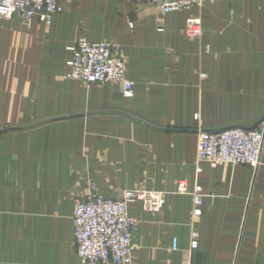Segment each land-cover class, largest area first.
<instances>
[{
    "label": "crops",
    "instance_id": "1",
    "mask_svg": "<svg viewBox=\"0 0 264 264\" xmlns=\"http://www.w3.org/2000/svg\"><path fill=\"white\" fill-rule=\"evenodd\" d=\"M61 4L49 22L0 19V264H80L72 213L92 183L111 199L164 193L156 213L128 204L135 264H264V150L255 170L196 159L199 126L264 115V0L206 1L162 30L146 1ZM188 16L200 37L184 34ZM78 38L122 46L131 96L64 77ZM180 179L201 186L198 218Z\"/></svg>",
    "mask_w": 264,
    "mask_h": 264
},
{
    "label": "built area",
    "instance_id": "2",
    "mask_svg": "<svg viewBox=\"0 0 264 264\" xmlns=\"http://www.w3.org/2000/svg\"><path fill=\"white\" fill-rule=\"evenodd\" d=\"M158 6L156 16L159 30L163 29L164 16L173 11L188 9L214 0H141ZM62 10L61 0H0V19L17 17L29 22L34 17L49 22L53 14ZM184 34L190 38L201 35L199 21L188 16ZM68 70L64 77L85 84H109L121 87L122 94L133 93V82L127 75V64L122 46L112 40L91 41L78 38L66 46ZM198 118L197 114L194 116ZM264 150V122L254 128L238 126L221 132H211L199 126L197 133V161L211 165H248L253 170L259 165ZM91 191L84 199L74 203L72 213L73 242L80 264H135L134 230L137 221L128 213V204L139 201L144 210L156 213L163 206L165 195L161 191L124 190L117 199L104 197L91 184ZM176 190L188 194L191 218L201 216L203 195L200 185L189 189L185 180L176 181ZM197 230L191 233V248L197 247Z\"/></svg>",
    "mask_w": 264,
    "mask_h": 264
},
{
    "label": "water",
    "instance_id": "3",
    "mask_svg": "<svg viewBox=\"0 0 264 264\" xmlns=\"http://www.w3.org/2000/svg\"><path fill=\"white\" fill-rule=\"evenodd\" d=\"M261 122H264V115L260 118V120H258L257 122H256V124H254L253 126H251V127H244V126H239V127H242V128H246V129H250V128H254L255 126H257L259 123H261ZM229 127H232V126H225V127H222V128H219V129H215V130H209V131H211V132H221V131H223V130H225L226 128H229Z\"/></svg>",
    "mask_w": 264,
    "mask_h": 264
},
{
    "label": "rangeland",
    "instance_id": "4",
    "mask_svg": "<svg viewBox=\"0 0 264 264\" xmlns=\"http://www.w3.org/2000/svg\"><path fill=\"white\" fill-rule=\"evenodd\" d=\"M80 82V81H79ZM81 84H83V82H80Z\"/></svg>",
    "mask_w": 264,
    "mask_h": 264
}]
</instances>
